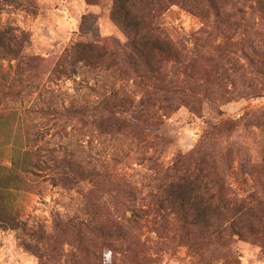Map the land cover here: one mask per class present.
Returning <instances> with one entry per match:
<instances>
[{"label":"rangeland","instance_id":"374dc122","mask_svg":"<svg viewBox=\"0 0 264 264\" xmlns=\"http://www.w3.org/2000/svg\"><path fill=\"white\" fill-rule=\"evenodd\" d=\"M111 5V0L96 6L84 0H9L3 6L0 27L26 33L24 54L42 61L33 80L16 74L14 61L11 68L0 60V176L5 187L0 194V264H264L260 248L244 242H235L227 257L208 248L200 262L182 242L166 240L164 233L156 236L148 224L119 228L111 252L113 232L108 228L110 220L122 227V216L131 214L124 197L127 183L136 193V208L145 209L155 169L171 168L195 151V158L214 165L239 197L254 194L255 182L264 184V14L245 8L246 16L238 17L227 7L231 17L215 22L212 16L202 19L172 6L158 19L163 32L185 47L187 76L175 64L168 66L167 78L183 94L170 93L167 102L155 98L158 126L143 137L134 119L143 95L137 84L124 85L133 103L121 115L137 129L103 132L64 124L61 105L76 93L81 96L85 82L79 87L48 79L46 72L45 62L54 63L76 41L124 43L109 19ZM103 78L100 83L113 81L109 75ZM192 84L200 101L186 88ZM89 85H94L92 79ZM167 105L170 111L161 110ZM67 159L96 185L65 183L63 178L77 171L74 166L69 170ZM89 193L97 201L96 216L85 212ZM93 219L101 223V236L91 239L92 231L85 229L78 241L73 224ZM176 232L173 223L168 235L174 238ZM127 239L150 242V249L141 252Z\"/></svg>","mask_w":264,"mask_h":264},{"label":"trees","instance_id":"16d2710c","mask_svg":"<svg viewBox=\"0 0 264 264\" xmlns=\"http://www.w3.org/2000/svg\"><path fill=\"white\" fill-rule=\"evenodd\" d=\"M84 1L88 6H96L100 2ZM7 2L9 0H0V15ZM111 2L109 19L124 36L123 44L114 39L79 40L71 44L54 63L45 62L48 63L46 71L49 74L48 79L53 77L62 82L73 81L79 87H83L82 84L85 82L86 91L81 96H77L76 93L77 97L70 96L67 103L63 101L61 105V116L68 127L74 123L76 126L80 124L97 127L103 132L137 129L121 117L133 103L124 86L132 81L143 90L141 100L136 104L140 108L134 118L142 125L138 126L140 136L146 137L147 133L157 128L158 123L154 122L157 120V113L154 110L158 104L154 103L159 101L155 98L167 102L170 93L183 94L181 90L176 91L174 83L167 78L168 66L175 64L181 68L182 74L187 76L185 47L179 41H172L158 25V19L172 6L185 9L202 19L212 16L215 22L227 16L231 17V13L226 11L227 7L238 17L246 16L245 8L264 14V0H111ZM88 19L91 17L85 20ZM88 25L86 30H90L93 21ZM95 34L94 30L92 35ZM83 37L86 38L84 35ZM28 42L27 34L23 31L12 26L0 27V60L11 68L13 67L11 62L14 61L13 68L16 74L26 73L34 80L36 78L34 73L42 60L24 54ZM44 67L41 66L42 69ZM105 75L111 76L113 81L100 83L99 80L104 79ZM76 78L79 80L76 81ZM91 79L94 85H89ZM117 83L120 85L116 89ZM187 87L189 93L200 101L201 94L197 86L192 84ZM91 97L96 99L92 101ZM161 110L170 111L171 106L161 107ZM152 137L157 139V136ZM197 152L182 157L171 168L155 169L157 174L152 179V186H147L149 190L145 201L148 206L145 209L136 208V193L129 183L125 185L124 197L131 214L128 218L122 216L125 221L122 227L118 221H109L108 228L113 232L109 235L111 252L116 248L119 234L116 231L119 228L130 230L148 224L154 229L156 236L164 233L166 240L169 237L182 242L200 262L204 260L208 248L216 250L215 252L224 257L229 256L235 242L258 246L264 257V184L255 182L258 188L254 194L239 197L219 175L214 165L195 158ZM66 162L69 170L74 166L77 171L75 174L72 173V177L63 178L65 183L77 184L79 180V183L87 181L92 187L96 185L91 176H88L89 181L83 179L84 173L78 164H71V160L68 159ZM1 179L0 176V194H3L5 187L2 186ZM96 191L98 192V187L92 192ZM96 202L93 194L89 193L85 212L98 215L100 211ZM0 218H3L1 209ZM173 223L177 232L174 238H171L168 231ZM72 228L80 242L85 229L92 231L91 239L101 236L98 234L101 233V223L94 219L88 223L78 221ZM235 236L237 239H234ZM127 241L129 246L133 245L141 252L150 249L148 248L150 242H141L137 239ZM153 244V248L156 247L157 244ZM213 256L214 254L209 255L208 258L212 260ZM208 262L209 260L205 264Z\"/></svg>","mask_w":264,"mask_h":264}]
</instances>
